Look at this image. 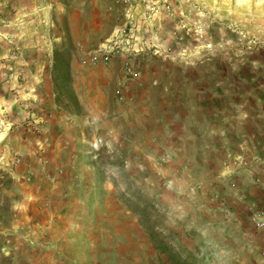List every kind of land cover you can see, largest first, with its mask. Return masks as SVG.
<instances>
[{
    "label": "rangeland",
    "instance_id": "1",
    "mask_svg": "<svg viewBox=\"0 0 264 264\" xmlns=\"http://www.w3.org/2000/svg\"><path fill=\"white\" fill-rule=\"evenodd\" d=\"M42 71L106 136L94 146L118 150L82 167L94 182L42 220L55 233L0 247V264H241L223 232L236 170L214 134L249 126L242 114L264 102V0H0V97L22 104L34 134L27 85ZM9 118L0 99V130ZM3 214L0 243L29 242Z\"/></svg>",
    "mask_w": 264,
    "mask_h": 264
},
{
    "label": "crops",
    "instance_id": "2",
    "mask_svg": "<svg viewBox=\"0 0 264 264\" xmlns=\"http://www.w3.org/2000/svg\"><path fill=\"white\" fill-rule=\"evenodd\" d=\"M45 73L42 71L41 81L38 75L27 85L30 92L26 98H30L38 133H31L23 122L25 113L18 100L5 94L0 97L10 114L7 125L0 130V220L5 221L3 213L7 212V230L25 239L31 234L29 242L7 241L0 247H38L40 241L34 234L55 233L54 223L44 227L42 220L48 214L53 218L70 211L69 196L74 185L94 182L82 167L94 169L102 153L118 150L117 140L114 145L94 146L96 139L106 141V136L88 128L86 121L58 99ZM93 98L96 103L99 97L92 96L90 102ZM242 116L244 122L251 120L249 126L224 127L214 134V145L223 152V165L236 170L228 176L229 181L237 183L233 200L228 198L236 209L232 211L235 222L226 224L223 232L230 243L232 239L241 243V264H264V102L253 114ZM113 135L117 138V130L114 134L111 131ZM11 151L20 155L19 165L13 164ZM255 219L262 222L261 227L254 226Z\"/></svg>",
    "mask_w": 264,
    "mask_h": 264
},
{
    "label": "built area",
    "instance_id": "3",
    "mask_svg": "<svg viewBox=\"0 0 264 264\" xmlns=\"http://www.w3.org/2000/svg\"><path fill=\"white\" fill-rule=\"evenodd\" d=\"M14 161H15V164H17V163L20 162V159L18 158V156H15V157H14Z\"/></svg>",
    "mask_w": 264,
    "mask_h": 264
},
{
    "label": "trees",
    "instance_id": "4",
    "mask_svg": "<svg viewBox=\"0 0 264 264\" xmlns=\"http://www.w3.org/2000/svg\"><path fill=\"white\" fill-rule=\"evenodd\" d=\"M176 264H183V263H179V262H178V263H176ZM187 264H188V263H187Z\"/></svg>",
    "mask_w": 264,
    "mask_h": 264
}]
</instances>
